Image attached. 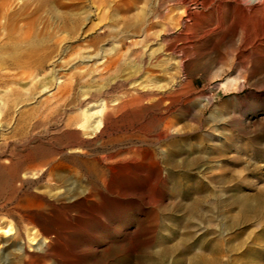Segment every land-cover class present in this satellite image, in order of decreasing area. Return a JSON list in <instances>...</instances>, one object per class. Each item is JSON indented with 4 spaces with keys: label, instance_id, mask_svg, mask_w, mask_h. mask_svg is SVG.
Instances as JSON below:
<instances>
[{
    "label": "rangeland",
    "instance_id": "rangeland-1",
    "mask_svg": "<svg viewBox=\"0 0 264 264\" xmlns=\"http://www.w3.org/2000/svg\"><path fill=\"white\" fill-rule=\"evenodd\" d=\"M218 1L0 0V264L24 262L6 231L57 243L44 264H264V44L251 21L228 45ZM126 96L151 99L120 112ZM98 103L116 110L103 136L79 128ZM86 187L96 199L77 204Z\"/></svg>",
    "mask_w": 264,
    "mask_h": 264
},
{
    "label": "bare ground",
    "instance_id": "bare-ground-1",
    "mask_svg": "<svg viewBox=\"0 0 264 264\" xmlns=\"http://www.w3.org/2000/svg\"><path fill=\"white\" fill-rule=\"evenodd\" d=\"M214 2V0H211V4ZM225 10L227 14L230 13V18L228 19L227 26L224 25L222 28L227 27L228 28V45H232L233 40L235 38H238L239 42L242 45L247 44L248 35L250 33V28L248 26V23L251 21L257 22V28H258V36L257 41L255 44H264V0H219L218 4L216 5V16L219 15V13ZM234 16L237 18L234 19ZM215 21L217 24H219L220 27H218L219 31H221V25L223 24L221 19L219 17L215 18ZM223 31V30H222ZM251 45H254V41L251 42ZM226 85L230 86L232 85V82H226ZM178 94H180L178 92ZM178 94H170L165 96H159L157 97L155 102H163V101H170L172 103V99L174 100ZM173 97V98H172ZM151 99V96H126V98L121 102L119 111H131L136 108H139L142 106V104L149 102ZM157 105V104H156ZM116 110L109 107H104L102 104H94V105H87L85 110L82 111L81 119L82 123H80L79 128L83 129L85 128L87 130V133L89 135H99L103 136L105 135L111 125L113 124V116ZM198 120L201 121V118L203 117V112H199ZM199 148H195V150ZM197 151V150H196ZM199 155L201 156L203 154V151L200 150ZM178 154L181 157L179 162H181L188 171H195L196 174H200L201 172H204V164L202 163V158L197 160L194 158L198 154H191L190 150H178ZM191 154V155H190ZM153 158L152 154L149 153H142V152H132L130 155V158L127 160L130 164H136L137 161L141 162H149ZM199 161V162H198ZM149 168L151 170L152 177H154L153 182L156 184V186L160 190H165L167 188V181L165 178L162 177V171L160 168L157 167V165H149ZM143 169L139 170V174H143ZM79 186L82 184L78 182ZM100 187H103L104 183H100ZM124 189V188H123ZM125 190V189H124ZM96 195L92 193L91 189L89 190L87 187L83 189V191L75 198L77 201V204H86L93 202L96 199ZM213 200L217 202V204H220V200L213 196ZM74 202V200H73ZM212 202L210 204H205L204 209H209L212 206ZM235 204V203H234ZM237 204V203H236ZM238 209L240 211V214L242 215H255L259 212V207L256 205H249L246 203L237 204ZM30 207H34V204L31 203ZM190 211H196V218L199 217V220H191V222H188V227L186 228L188 232L198 234L201 233L204 230L203 224H207V221L205 219V215L202 210H200V201L192 202L189 205ZM202 222V224H201ZM157 225H153L156 231ZM154 234V231L152 232ZM9 231L4 232V237L8 238L5 242V248L8 251H15L18 254L24 256V262L23 264H29L25 263V261H31L33 264H44L45 261L52 258H57L59 256L58 253V247L57 243H54L52 239H42L39 242H34L29 237H26L24 241L21 239L20 235L16 233L14 236L10 237L8 236ZM23 241V244L21 243ZM23 247V248H22ZM168 252L164 250H160L157 254V260L160 261L164 255H166ZM146 264H157L155 261H149ZM159 264V263H158Z\"/></svg>",
    "mask_w": 264,
    "mask_h": 264
}]
</instances>
